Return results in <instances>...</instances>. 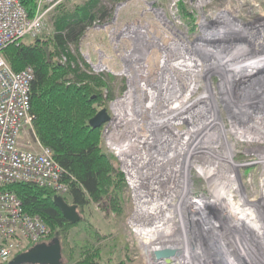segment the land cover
Returning a JSON list of instances; mask_svg holds the SVG:
<instances>
[{
    "label": "rangeland",
    "instance_id": "1",
    "mask_svg": "<svg viewBox=\"0 0 264 264\" xmlns=\"http://www.w3.org/2000/svg\"><path fill=\"white\" fill-rule=\"evenodd\" d=\"M181 2L194 16L193 25L183 20L179 7ZM54 21L55 14L52 12L47 19L45 34L52 32ZM34 41L28 38L23 43L31 44ZM70 49L78 62L81 60V54L90 56L93 61L102 60L113 73L110 75L115 77L112 83L114 90L112 101L125 94L128 86L134 90L139 84L146 92L164 94V98L169 102L175 99L173 106L169 109L173 113L175 109H178L177 105L184 103L188 105L186 102L188 99V102L192 103L205 99L200 97L205 93L204 76L207 70L210 81L213 82L212 89L209 91L212 95L207 105L210 102H218L221 98L224 99L222 104L225 107L222 106L221 112L218 113V124L224 126L227 131L228 145L232 149L234 162L244 166L246 163L254 165L245 169L252 170L250 174L253 175L251 180H247L245 176L241 177L240 182L244 189L240 195L231 194L232 192L225 195L227 193L225 190L218 194L215 188L211 193L210 189L217 183L214 177L205 180L194 170L191 171L189 177L187 176L188 198L191 202H200L201 198H206L208 201L202 202L205 203V210L201 209L202 205H200L197 211L185 212V216L186 213L190 216L189 221L200 220L197 222V228L185 219L187 220L185 228L179 223L174 238L179 236V241L184 242V245L194 252L191 257L194 259L192 264H225L218 245V243L221 244L219 240L221 237L224 238L234 256L233 261L237 264H246V262L264 264V228L258 230L256 226L254 227L257 223L251 218V213L242 214L235 211L243 205L241 195L248 201H254L256 204L254 210L260 219V226L264 227V173L260 171L257 174V168L261 167L257 164L263 162L260 159L264 155V68H260L261 73L259 70L248 69L241 75L236 70H239L242 64L239 61L246 60L244 63H247V60H264V0H130L116 6L110 19L90 27L78 52L74 47ZM238 56H240L239 59ZM182 60H186V63L180 64ZM229 60H231L230 63ZM189 62L191 66L187 65ZM123 67L124 78L116 76ZM81 69L88 74V68ZM161 75L162 78H160ZM139 85L138 89H140ZM147 103L145 99V103L141 104L146 107ZM192 103L189 105L192 106ZM205 104L206 101L194 103L193 107L198 105L194 110H202L200 113L202 118L194 116L193 125H204L202 121H205V116L208 115L205 114ZM154 110L156 111L157 107ZM168 114L172 117L170 113ZM234 126L243 131L250 128L257 139L253 141L250 139L252 143L249 139H243L247 142L243 144L239 140L240 137L236 138L231 133ZM188 127L178 122L172 125L170 131L184 135L185 131L189 132L192 129ZM238 143L243 145V148L238 146ZM104 150L112 156L105 147ZM113 165L117 169L115 161ZM238 174L242 175L240 172ZM179 194H173L176 197L175 201L180 200ZM219 195L223 196L220 198ZM123 201L124 216L121 218L110 211L102 212L95 205L88 208L89 220L102 235L106 236L99 243L102 248V264H149L137 245V238L131 233L127 224V218L132 209V200L127 188ZM235 203L240 207L238 208ZM204 211L211 212L213 217L223 213V217L219 218V222L213 218L214 224L208 227L209 224L206 223L208 214L206 212L203 214ZM243 215L245 222L241 223L238 219ZM223 218H226V221H223ZM252 223L254 225H251ZM239 224L241 227L238 226ZM202 225L208 227L209 235H205L206 243L203 242L202 230H198V227ZM229 241H233L239 248L241 245L242 251L244 250V254L240 252L242 259L234 252L232 243ZM210 243L213 247L211 250H209ZM166 245L172 247L173 243H166ZM205 246L206 249H204ZM198 253L201 255H197ZM246 258H250L252 263ZM226 262L230 263L229 260ZM171 264H181V262L175 259Z\"/></svg>",
    "mask_w": 264,
    "mask_h": 264
},
{
    "label": "built area",
    "instance_id": "2",
    "mask_svg": "<svg viewBox=\"0 0 264 264\" xmlns=\"http://www.w3.org/2000/svg\"><path fill=\"white\" fill-rule=\"evenodd\" d=\"M76 1L39 0L36 15L31 18L23 6L22 0H0L1 262L10 261L16 254L23 252L28 245L39 244L49 236V230L45 223L38 217L25 214L22 203L16 195L5 191L4 188L15 183H32L39 187L52 189L56 194L64 197L70 191L68 183L64 181L66 172L54 160L52 150L38 140L33 130L34 117L30 114V95L31 85L35 78L34 70L28 67L21 72L13 71L2 58L1 52L11 45H20L25 39L36 40L41 37L46 33L49 15L59 5ZM64 62H66L65 59ZM79 65L81 68H88L89 75L113 74L102 60L93 61L90 56L81 54ZM116 76L124 78V67ZM204 77L205 93L200 98H206L203 101H206L205 114L208 115L204 114L205 121H202L205 126L204 130L200 131L201 133L198 131L192 139L196 142L201 140V144L195 148L196 153L190 157L189 161L193 165L185 171H188V177L194 170L197 175L203 178L204 172L212 171L215 176L211 177L215 178L216 184L229 186L227 194L232 192L231 194L238 193L240 195L244 189L240 182L242 181L241 177L245 176L247 180H251L253 174L251 175L250 172L252 170L245 169L254 167V165L246 163L244 166L234 162L232 149L228 145L227 131L224 126L218 124V113L221 112L222 106L225 107L222 104L224 99L221 98L218 102H210L207 105L208 99L212 95L209 91L212 89L213 82L210 81L207 70ZM138 85L134 90L128 86L125 94L123 93L120 98L110 101V120L102 128V145L107 152L111 153L117 169L125 176L126 188L132 200V209L127 218V224L131 233L137 238V245L142 255L147 258L149 264H167L165 260H158L155 257V252L173 249L161 243L159 238L164 234L174 233L185 215L181 208V201H175L176 197L172 194L173 189L176 188L177 191L182 189L186 179L184 170L177 169L178 173L176 174H173L172 171L168 172L172 168L169 158L175 153L174 150L177 146L181 148L178 145L181 141L177 142L175 133L170 131L172 125L177 123L174 118L172 121L168 119L170 117L166 112L171 108L168 99L166 100L162 93L146 92L140 85V89H138ZM145 99L148 102L146 107L141 104L145 103ZM155 107H157L156 111L153 110ZM198 110L202 113V110ZM200 118L202 117L200 116ZM160 123H163V128ZM167 123L169 124L167 125ZM191 131L192 129L189 134ZM231 133L236 138L240 137L239 140L243 144L247 143L243 139L256 140V135L252 134L254 132L250 128L243 131L234 126ZM237 145L243 148L240 143ZM190 146L191 141H185L184 147L189 148ZM263 158L261 156V162ZM186 164L188 165L187 162ZM258 165L264 169L263 162ZM260 168H257V174L260 171L264 173V170ZM238 172L242 175L239 176ZM205 180L209 179L205 178ZM210 190L212 193L214 186ZM240 197L244 207L241 205L240 209L235 203L239 208L235 211L247 213L250 210L251 218L260 226V219L254 210L256 204L253 201H248L243 195ZM243 199L247 202L246 207ZM204 200L207 199L201 198L200 201ZM205 212L208 214L206 223L210 227H212L213 218L215 221H220L218 217H213L211 212ZM186 216L189 221V214L186 213ZM198 221L200 220L188 223L196 227ZM208 227L203 225L198 227V230H202L204 243H206L205 235H209ZM150 239L157 240L151 244ZM177 258L179 257L172 258L171 263Z\"/></svg>",
    "mask_w": 264,
    "mask_h": 264
},
{
    "label": "trees",
    "instance_id": "3",
    "mask_svg": "<svg viewBox=\"0 0 264 264\" xmlns=\"http://www.w3.org/2000/svg\"><path fill=\"white\" fill-rule=\"evenodd\" d=\"M38 1L22 0L31 18L36 15ZM128 1L63 3L53 11L55 21L50 34L44 33L31 44L11 45L1 52L13 71L21 72L28 67L34 70L30 95L33 130L38 140L52 150L54 160L66 172L64 181L70 187L65 197L32 183H15L4 190L16 195L25 214L45 223L49 236L44 243L59 237L64 264H102L99 243L106 236L89 220L90 206L95 205L102 212L110 211L119 218L124 216L125 176L114 167L113 156L104 150L102 128L90 125L114 98L115 77L87 74L70 48L78 52L90 27L110 19L114 8ZM179 7L183 20L193 25L194 16L182 2ZM244 62L239 61L242 63L239 70L248 63ZM59 198L77 208L82 216L79 223L72 225L64 218L57 204ZM34 245H28L10 261L0 264H9Z\"/></svg>",
    "mask_w": 264,
    "mask_h": 264
},
{
    "label": "bare ground",
    "instance_id": "4",
    "mask_svg": "<svg viewBox=\"0 0 264 264\" xmlns=\"http://www.w3.org/2000/svg\"><path fill=\"white\" fill-rule=\"evenodd\" d=\"M156 41V40H155ZM163 43V42H162ZM160 46V45H159ZM186 46V45H185ZM155 47V46H154ZM161 47V46H160ZM168 47V46H167ZM166 49V48H165ZM146 50V49H145ZM144 52V51H143ZM130 54V53H129ZM140 59V58H139ZM184 59H186V58H184ZM248 61V60H247ZM185 64L186 63V60H182V61H180V64ZM192 64V63H191ZM187 65H190V62L189 63H187ZM191 66V65H190ZM190 68V67H189ZM192 68V67H191ZM260 68H264V60H262V59H260L259 61L258 60H252V61H248V63L244 66V68L242 69V70H238V69H236L238 72V74H242V73H245L248 69H251V70H259L260 71ZM259 73H261V71L259 72ZM209 75V74H208ZM160 78H162V75L160 76ZM244 79V78H243ZM262 79V78H261ZM241 81H243V80H241ZM245 81V80H244ZM242 83H244V82H242ZM165 90V89H164ZM190 93V92H189ZM185 96V95H184ZM191 96V95H190ZM190 96H188V97H190ZM182 98H187V97H182ZM206 99V98H205ZM204 99V100H205ZM177 100V99H176ZM189 100V99H188ZM188 100H186V102L188 103V105H186V103H184L183 105H177V106H179L178 107V109L176 110H174V112L175 113H173V111H171V110H169L168 112H166V113H170L171 115H172V117H170V118H168L170 121H172L173 120V118H174V121L176 122V123H184V124H186L187 126H189L190 128L192 127V131H191V134H189V132H187V131H185V134L184 135H180V134H175L174 136L176 137V141L178 142V140L179 141H181L178 145H180V147L181 148H179V146H177L176 148H175V150H174V154H172L171 156H170V163H171V165H172V168L168 171V172H171L172 171V173L173 174H176V173H178L177 172V169H183L184 170V174H185V178H186V181H185V185H183V187H182V189L179 191V193L181 194H179V193H176L177 192V190H176V188H175V190L173 189V191H172V193L173 194H179L178 195V198H180V204H181V208H182V210H184V212H186L187 210H189L190 212L192 211V210H194V211H197L199 208H200V205H202V207H201V209H204L205 210V203H207V202H205V203H202L203 201H200V202H191V199H189L188 198V195H189V186H188V183H187V176H188V171L186 170L185 171V169H190L191 168V165H193L189 160H190V157H192L195 153H196V147L197 146H200V144H201V140H199V142H196V141H192V139H193V137H194V135H196L197 133H198V131L200 132V131H203L204 130V128H203V126H197V125H193V123H192V118H194V116H200V112H198L199 110H194V108L196 107H198V105L197 106H195V107H193V105H194V103H199V101H203V100H197V101H195V102H191L192 103V106H190L189 104V102H188ZM179 101V100H178ZM174 102H175V99L174 100H172V101H170V104H169V107L170 106H173V104H174ZM181 102V101H180ZM155 105V104H154ZM153 105V106H154ZM156 106V105H155ZM185 106V107H184ZM190 107V108H189ZM155 108H153V110H154ZM181 110H183V111H181ZM186 113V115L184 116V114ZM178 114H180V115H178ZM183 114V115H182ZM176 118V119H175ZM219 122V121H218ZM197 123V122H196ZM169 123H167V125H168ZM175 124V123H174ZM195 124V123H194ZM198 124V123H197ZM258 125V124H257ZM160 126H161V128H163V123H160ZM197 126V127H196ZM188 127V128H189ZM264 132V131H263ZM201 133V132H200ZM200 133H199V135H200ZM173 135V134H172ZM255 139H257V137L255 138ZM187 140H190L191 141V146L189 147V148H185L184 147V143H185V141H187ZM259 142V141H258ZM178 149H180L179 151H177L176 152V150H178ZM189 150H190V152H189ZM231 151L229 150V153H230ZM230 157V156H229ZM263 157H264V155H263ZM263 160V163H264V158L262 159ZM186 162L188 163V165L186 164ZM183 166H184V168H183ZM209 176H210V178H211V176H215V174L212 172V171H208L207 173L206 172H204V178H206V179H209ZM214 179V178H213ZM174 183H175V181H174ZM216 183V182H215ZM175 185H177V183H175ZM188 186V187H187ZM178 187V186H177ZM181 188V187H180ZM214 188H215V191H218V194H221V193H223V190H225L226 192L228 191V189H229V186L228 185H225V184H215V186H214ZM178 189V188H177ZM224 191V192H225ZM227 194V193H226ZM216 196V195H215ZM220 196V195H219ZM223 196V195H222ZM222 196H220V198L222 197ZM172 197V196H171ZM225 198V197H224ZM218 200V199H217ZM223 200V199H222ZM221 200V201H222ZM244 200V199H243ZM215 201V200H214ZM213 201V202H214ZM224 201V200H223ZM217 202V201H216ZM244 202H245V206H246V200H244ZM254 202V201H253ZM199 207V208H198ZM247 207H248V205H247ZM213 208V207H212ZM217 208V207H216ZM249 208V207H248ZM200 209V210H201ZM214 210V209H213ZM226 210V209H225ZM232 210V209H231ZM203 211V210H202ZM226 212V211H225ZM204 213H205V211H204ZM203 213V214H204ZM242 213H245V211H242ZM248 213H251L250 212V210H249V212H247L246 214H248ZM203 216V215H202ZM208 216V215H207ZM223 217V213H221L219 216H218V219L220 218H222ZM185 219H187L186 218V216L184 215V217H183V219H182V221L180 222V224L182 225V227H184L185 228V225H186V221L187 220H185ZM226 221V218H223V221ZM238 220H240V222L242 223V221H243V223L245 222V219H244V215L243 216H241V218L240 219H238ZM254 220V219H253ZM205 222V221H204ZM250 222V221H249ZM253 222V221H252ZM237 224V223H236ZM244 225V224H243ZM252 225H254L253 223H252ZM209 226V225H208ZM235 226V225H234ZM239 227H241V224H239L238 225ZM237 226V227H238ZM256 226V228L258 229V230H262L264 227H262V226H258L257 224H255L254 225V227ZM220 227H221V223H220ZM214 228V227H213ZM233 228V227H232ZM212 230V229H211ZM219 230V229H218ZM242 231V230H241ZM217 232V231H216ZM215 232V233H216ZM220 232V231H219ZM178 233V232H177ZM226 233V232H225ZM179 234V233H178ZM222 234H223V232H222ZM176 235V231H175V234H171V235H169V234H164V236H161L160 238H159V240L161 241V243H163L164 245H166V243H170V244H172L173 243V245H172V248L173 249H177L178 251H181V253H182V255L179 257V259L177 258V260H179L180 262H181V264H192L193 263V258H191L192 256H193V254H194V252L191 250L190 251V248H188V247H186V245H184L185 243L183 242V243H181L180 241H179V239H178V237L175 239L174 237H176L175 236ZM184 235V234H183ZM213 235V234H212ZM221 235V234H220ZM219 235V236H220ZM235 235V234H234ZM239 235V234H238ZM224 236V235H223ZM226 236V235H225ZM214 237V236H213ZM221 237V236H220ZM211 238V237H210ZM216 238V237H215ZM171 239H174V240H176V241H174V240H171ZM212 239V238H211ZM151 240V244H153V243H155L156 242V240L157 239H155V240H152V239H150ZM171 240V241H170ZM191 240V239H190ZM216 240V239H215ZM220 240V242H221V244L220 243H218V245H219V247H220V250H221V255H222V257L221 258H223V260H224V263L225 264H228V262H226V261H230V263L229 264H237L235 261H233V255H232V252L228 249V247H227V245H226V242L224 241V238H222L221 237V239H219ZM226 240V239H225ZM185 241V240H184ZM211 242V241H210ZM228 242V241H227ZM230 243H232L231 245L233 246V248H234V252L235 253H237L238 254V256L241 258V256H240V252L242 251V247H241V245H240V248H239V246H237V244H234L233 243V241H229ZM181 243V244H180ZM215 243V242H214ZM217 243V242H216ZM235 246H234V245ZM240 244V243H239ZM182 245V246H181ZM167 246H169V245H167ZM185 246V247H184ZM229 246V245H228ZM154 247V246H153ZM170 248H171V246H170ZM211 248H213L212 247V243H210L209 244V250H211ZM242 248V249H241ZM204 249H206V246H205V248ZM240 250V251H239ZM244 251V250H243ZM242 251V252H243ZM196 252V251H195ZM196 254V253H195ZM242 254V253H241ZM243 254H244V252H243ZM197 255H201L200 253H198ZM219 255V254H218ZM207 257V256H206ZM249 257V256H248ZM218 259V258H217ZM242 259V258H241ZM246 259H248L249 260V262H251V260H250V258H246ZM246 259H244V260H246ZM222 260V259H221ZM247 260V261H248ZM192 262V263H191ZM244 262H246V261H244ZM252 263V262H251ZM239 264V263H238ZM246 264H248V262H246Z\"/></svg>",
    "mask_w": 264,
    "mask_h": 264
},
{
    "label": "water",
    "instance_id": "5",
    "mask_svg": "<svg viewBox=\"0 0 264 264\" xmlns=\"http://www.w3.org/2000/svg\"><path fill=\"white\" fill-rule=\"evenodd\" d=\"M109 120L110 116L107 109H103L90 121V125L96 129H100ZM57 204L64 218L70 224L75 225L82 220V216L75 206L68 205L62 198H59ZM181 255V251L177 249H164L155 252V257L158 260H165L167 264H171L172 258L180 257ZM9 264H64L61 241L59 237H56L49 243L37 244L26 252L16 256Z\"/></svg>",
    "mask_w": 264,
    "mask_h": 264
}]
</instances>
